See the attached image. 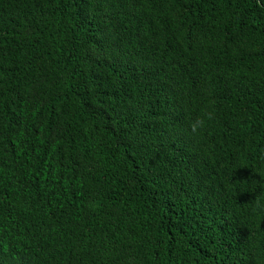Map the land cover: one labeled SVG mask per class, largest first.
<instances>
[{"label":"trees","instance_id":"trees-1","mask_svg":"<svg viewBox=\"0 0 264 264\" xmlns=\"http://www.w3.org/2000/svg\"><path fill=\"white\" fill-rule=\"evenodd\" d=\"M0 264H264V0H0Z\"/></svg>","mask_w":264,"mask_h":264}]
</instances>
